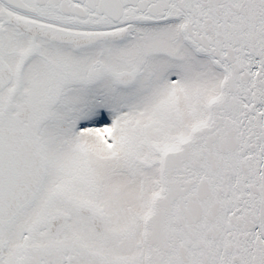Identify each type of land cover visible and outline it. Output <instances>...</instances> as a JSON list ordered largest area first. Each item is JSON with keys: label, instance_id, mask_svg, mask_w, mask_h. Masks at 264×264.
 <instances>
[{"label": "snow or ice", "instance_id": "snow-or-ice-1", "mask_svg": "<svg viewBox=\"0 0 264 264\" xmlns=\"http://www.w3.org/2000/svg\"><path fill=\"white\" fill-rule=\"evenodd\" d=\"M0 264H264V0H0Z\"/></svg>", "mask_w": 264, "mask_h": 264}]
</instances>
